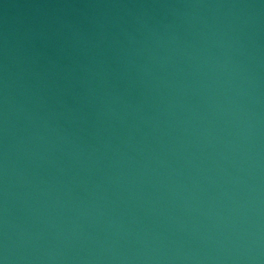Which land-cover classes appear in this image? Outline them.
Returning <instances> with one entry per match:
<instances>
[{"label": "water", "instance_id": "obj_1", "mask_svg": "<svg viewBox=\"0 0 264 264\" xmlns=\"http://www.w3.org/2000/svg\"><path fill=\"white\" fill-rule=\"evenodd\" d=\"M0 264H264V0H0Z\"/></svg>", "mask_w": 264, "mask_h": 264}]
</instances>
